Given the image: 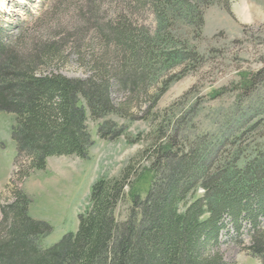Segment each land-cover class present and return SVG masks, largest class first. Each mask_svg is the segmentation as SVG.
Wrapping results in <instances>:
<instances>
[{
  "label": "trees",
  "instance_id": "1",
  "mask_svg": "<svg viewBox=\"0 0 264 264\" xmlns=\"http://www.w3.org/2000/svg\"><path fill=\"white\" fill-rule=\"evenodd\" d=\"M135 1L138 6L147 3L162 17V0L123 3L127 2L129 9ZM164 2L172 4L169 9L173 15L182 14L174 13L172 6L176 4L172 0ZM96 6L102 7L99 0ZM94 13L96 24L103 23L100 38L107 45L106 58L96 57L92 68L95 73L85 80L40 74L39 67L51 66L55 61L50 49L24 56L16 41L7 42L0 36V113L17 117L14 139L19 152L31 159L24 177L30 170H44L46 160L53 156L87 157L93 142L86 126L84 103L92 118L99 119L102 114L114 113L111 94L116 87L135 95L142 86L145 89L158 66L171 68L180 62L200 61L196 60L198 53L186 48L165 49L161 44L152 49L150 39L138 35L122 12L106 23L100 10ZM83 20L91 21L84 15ZM198 30L201 33V24ZM110 52L116 64L111 63ZM261 81L264 68L241 79L236 85L238 102L252 99ZM252 117L242 115L240 123L257 120L244 132L255 135L264 128V122L257 114ZM189 122L180 119L176 124L179 132L163 133L165 136L154 142L147 151L149 163L145 170L131 173L127 167L120 178L96 182L91 207L80 216L78 231L67 234L50 249L44 250L41 241L52 228L29 216L30 201L23 193L16 192L9 206L0 202L4 216L0 225V264H226L223 255L214 251L226 229L225 217L236 232L243 230L244 223L250 228L248 249L264 264V142L252 152H238L240 134L223 137V142L211 143L212 149L208 150L202 146L206 136L195 141L183 136ZM108 126L100 128V138H117L118 134L110 137L112 126ZM199 192L201 197L182 207L188 196ZM124 200L131 207L127 219L120 222L116 210Z\"/></svg>",
  "mask_w": 264,
  "mask_h": 264
},
{
  "label": "rangeland",
  "instance_id": "2",
  "mask_svg": "<svg viewBox=\"0 0 264 264\" xmlns=\"http://www.w3.org/2000/svg\"><path fill=\"white\" fill-rule=\"evenodd\" d=\"M123 1L99 0L102 7L98 8L96 0H7L6 8L0 9V36L7 42L16 41L22 55H36L45 48L55 54L51 66L39 67L44 76L85 80L94 75L96 57L106 58L103 55L107 50L100 38L103 23L96 24L97 9L104 23L122 12L138 35L150 39L154 50L161 44L165 49L186 48L198 53L196 60L200 59L171 68L158 66L145 89L142 86L135 95L116 87L111 94L114 113L102 114L99 119L92 118L84 103L86 126L93 142L87 157H50L44 170H30L28 177L22 174L28 171L31 159L27 153L19 152L14 139L17 117L0 113V202L2 206L13 204L16 192L29 199V216L52 228L51 234L41 241L44 250L78 231L80 216L91 207L96 182L101 178H120L127 167L131 173L145 170L149 163L147 151L165 136L163 133L178 130L180 119L190 121L183 136L193 141L206 136L207 142L202 146L208 150L212 149L211 143L216 145L223 142V137L240 134L243 136L238 139V152H252L264 142V128L255 135L244 133L257 120L240 123L242 115L253 118L254 114L264 122V81L252 99L241 102L236 86L241 79L264 68V0H172L176 4L172 6L174 13L182 12L176 16L169 9L172 4L162 0V17L147 3L138 6L135 1L128 9ZM83 15L91 23L81 21ZM112 54L109 58L116 64ZM103 125L105 129L111 125L110 137H118L101 139L99 130ZM201 196L200 192L188 196L182 207ZM130 207L128 200L119 205L118 221L127 219ZM3 219L0 212L1 226ZM229 220L223 219L226 229L214 251L223 255L226 264H262L261 257L248 249L250 228L244 223L243 230L236 232ZM261 227L264 229V220Z\"/></svg>",
  "mask_w": 264,
  "mask_h": 264
},
{
  "label": "bare ground",
  "instance_id": "3",
  "mask_svg": "<svg viewBox=\"0 0 264 264\" xmlns=\"http://www.w3.org/2000/svg\"><path fill=\"white\" fill-rule=\"evenodd\" d=\"M7 0H0V9H5L6 8V4Z\"/></svg>",
  "mask_w": 264,
  "mask_h": 264
}]
</instances>
